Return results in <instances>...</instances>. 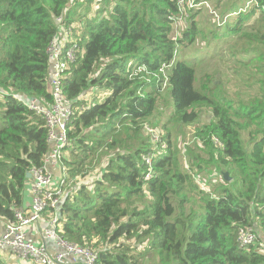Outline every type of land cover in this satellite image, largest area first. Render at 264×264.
Listing matches in <instances>:
<instances>
[{"label":"trees","instance_id":"obj_1","mask_svg":"<svg viewBox=\"0 0 264 264\" xmlns=\"http://www.w3.org/2000/svg\"><path fill=\"white\" fill-rule=\"evenodd\" d=\"M86 1L98 3L93 14H79V0H0V218L13 220L26 174L50 149L30 104L51 100L47 49L61 19L82 47L62 81L73 110L62 163L75 190L62 205L58 236L94 251L96 264L152 256L158 264H264V0L247 9L248 0H217L227 6L223 14L214 8L221 18L234 16L219 27L212 19L211 32L197 20L210 0L183 12L175 0ZM199 37L220 45L212 59L224 62L226 49L233 61L218 85L219 71L195 85L185 49ZM249 67L256 92L242 80ZM164 68L173 111L148 133ZM237 79L245 82L234 90ZM188 127L182 156L177 140ZM213 164L219 181L202 175ZM241 229L257 241L239 247Z\"/></svg>","mask_w":264,"mask_h":264},{"label":"built area","instance_id":"obj_2","mask_svg":"<svg viewBox=\"0 0 264 264\" xmlns=\"http://www.w3.org/2000/svg\"><path fill=\"white\" fill-rule=\"evenodd\" d=\"M175 2L180 12L194 9L197 6L196 0H175ZM252 4L258 6L256 0H250L244 9ZM57 22L59 23L58 33L47 49L50 62L49 93L51 100L49 102L33 101L30 104V108L42 116L45 121L50 149L44 158L43 165L30 170L31 178L28 180L31 206L28 210H23L20 207L15 211L13 220L5 223L4 233L0 237V249H7L19 259L29 260L35 264H60L62 254L51 257L45 247L32 244L26 236L28 227L41 220V213L44 210H52V218L46 236L55 239L66 253L81 258L83 264H96L97 255L94 251L69 244L57 234L62 205L66 197L74 193L75 190H68L70 186L74 187V185L71 181L67 182L62 163L63 151L69 144L67 125L73 116L71 104L63 93L62 81L64 72L76 61L81 51L78 43H73L63 53L62 48L65 39L71 36V29L61 26V19H58ZM173 39L175 40V38ZM53 170L57 171V176L53 175ZM148 175L150 174L146 175V179H148ZM255 241L257 239L253 230L241 229L239 231L237 236L239 247H248ZM260 242L261 249L259 251L264 252V240Z\"/></svg>","mask_w":264,"mask_h":264},{"label":"rangeland","instance_id":"obj_3","mask_svg":"<svg viewBox=\"0 0 264 264\" xmlns=\"http://www.w3.org/2000/svg\"><path fill=\"white\" fill-rule=\"evenodd\" d=\"M210 1H211V3L205 5V7L208 11V15L206 13H201L197 16V20L200 22V26H203L204 30H206L208 28L209 32H211L213 29L212 25H211L212 19H213V21H215L216 25L219 27L220 25H223L226 20H228L229 18L234 16L233 13H228L225 17L221 18L220 15L214 10V8L223 14L227 6L225 4L218 6L217 0H210ZM97 2H98V0H97ZM242 2H243V0H242ZM79 3L81 5H83V7H81V9L79 8L80 9L78 11L79 14H84V13H88V14L92 13L93 14L95 12V10L97 9V7H99L98 3H97V5H89L86 0H79ZM239 7H241V6H239ZM248 7H250V6H248ZM232 8H234V7H232ZM73 30H72L71 36L68 39H65V44L62 48L63 53L73 43L78 42V46H80V44H81L80 41H78L80 37H75V35H77V33H79V32L78 31L76 32V30H74V31ZM173 31H174V28L172 29V32ZM220 41L222 43V42H232L233 40H220ZM81 47L82 46H80L79 48L81 49ZM219 47H220V45L218 43H216L215 40H213L211 43H209V42H207V40L201 39L199 37L197 42L195 40V42L193 44L189 45V47H187L185 49L186 54H189V58H192V61H194L193 63L195 65V69H196L195 85H198V83L203 79L202 76L206 73H209V72L213 73V72L219 71L217 74V79L215 80L216 85H218L220 83L222 78H224V77L230 78V76H229L230 74L226 73L225 67L233 64V61L231 59V56L227 52V50L226 49L222 50V53H223L222 57L226 62L225 61L219 62L217 59L211 58L212 53H215V52L218 53L221 51V50L220 51L218 50ZM206 54H207V56H206ZM245 59H246V57H245ZM162 71H163L162 74L165 76V78L162 81L163 84H162L161 96H160L161 99L158 101V103L156 105V109L154 112L153 124L147 123V125H149L148 127H146L148 133H153V132L159 131L160 127L157 126V124L161 125L162 123L166 122L169 119V117L173 111L171 100L168 97L167 92L165 90L166 81H167L166 77H167L168 69L164 68ZM244 73L246 74V77H244L242 80L246 81L248 79L247 85H245V86L248 87L249 91L256 92L257 88L259 86V84L257 83V79L249 77V76H254L253 71H252V67L245 68ZM259 77H261V76H259ZM244 82L239 81L237 79L234 83L231 84V87L235 90V89H237L238 86H243ZM192 135H193L192 127H188L187 129H185V132L180 133V136L183 137V139L177 140V141H178V145L179 146L181 145V155L182 156H184L186 153V147L184 146L183 141H184V139L187 141L190 140L193 137ZM158 141H159V139L157 137H154V142H158ZM200 156L203 159L205 155L201 154ZM147 157H148V155H147ZM106 161H107V158L103 159L102 162L97 166V168H95L93 170H89V172H88V174H89L88 179L89 180L96 179L100 176V174H101L100 170L102 169L101 167L106 163ZM206 170L207 171L202 173V175L205 179L217 178V180L219 181L218 175H219L220 171L218 170L217 165H214V164L209 165L206 167ZM86 181L87 180H84V182H86ZM229 181H231L230 178H229ZM200 185L202 186L203 184L200 183ZM203 187H206V186H203ZM144 264H158L157 258L155 256H152L151 259L146 258Z\"/></svg>","mask_w":264,"mask_h":264},{"label":"crops","instance_id":"obj_4","mask_svg":"<svg viewBox=\"0 0 264 264\" xmlns=\"http://www.w3.org/2000/svg\"><path fill=\"white\" fill-rule=\"evenodd\" d=\"M53 175L57 176L58 173L56 170H53ZM71 189H75V187L70 186L69 191ZM29 180L24 185L23 189V201L21 204V208L23 210H28L31 206V196L29 194ZM52 218V210H44L41 213V220L37 223L32 224L27 229V239L34 245H39L45 247L46 251L51 257H55L58 254H62V260L60 264H83V261L79 257H74L71 254L65 252V250L57 244L56 240L47 237L46 231L49 229V222ZM9 221H5L0 218V237L4 233L5 223ZM57 229H60V224L57 225ZM0 261L4 264H35L29 260H21L16 255L8 251L7 249H0Z\"/></svg>","mask_w":264,"mask_h":264},{"label":"water","instance_id":"obj_5","mask_svg":"<svg viewBox=\"0 0 264 264\" xmlns=\"http://www.w3.org/2000/svg\"><path fill=\"white\" fill-rule=\"evenodd\" d=\"M31 178V176H30V173L28 172L27 174H26V179H30ZM223 179L225 180V181H229V177H228V174L227 173H223Z\"/></svg>","mask_w":264,"mask_h":264},{"label":"clouds","instance_id":"obj_6","mask_svg":"<svg viewBox=\"0 0 264 264\" xmlns=\"http://www.w3.org/2000/svg\"><path fill=\"white\" fill-rule=\"evenodd\" d=\"M249 1H250V0H248L247 2H249ZM247 2H246V4H247ZM246 4H245V5H246Z\"/></svg>","mask_w":264,"mask_h":264}]
</instances>
